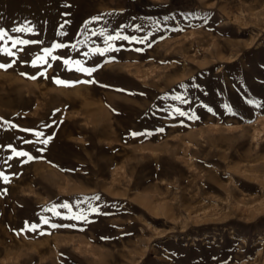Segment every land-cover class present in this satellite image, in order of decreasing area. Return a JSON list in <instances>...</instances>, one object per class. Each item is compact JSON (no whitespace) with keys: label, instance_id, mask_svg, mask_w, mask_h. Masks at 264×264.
<instances>
[{"label":"rangeland","instance_id":"1","mask_svg":"<svg viewBox=\"0 0 264 264\" xmlns=\"http://www.w3.org/2000/svg\"><path fill=\"white\" fill-rule=\"evenodd\" d=\"M0 28L41 42L0 69V264H264V0H0Z\"/></svg>","mask_w":264,"mask_h":264},{"label":"snow or ice","instance_id":"2","mask_svg":"<svg viewBox=\"0 0 264 264\" xmlns=\"http://www.w3.org/2000/svg\"><path fill=\"white\" fill-rule=\"evenodd\" d=\"M65 15H69V13H65ZM189 15H192V14H189ZM94 20L96 21H99L100 17H95L93 18ZM65 23H69L68 21H65ZM88 23H91V21L87 22L84 27L85 29H87L88 27ZM31 25V22H27V24L25 25H22V26H18V27H15L13 29H11L12 32H16V33H21V32H28V33H32L33 32V27L30 26ZM61 28L64 27V25H60ZM137 31H139L140 29L137 28L136 29ZM182 30V29H181ZM58 34H61V33H58ZM93 35H96L95 32H93ZM101 36H103L104 38V42L105 44L108 45V49H114V45H112L111 43H109L110 41H114V40H118V39H123V40H127L129 42H138V43H145L146 42V39L147 38H144V39H139L135 36H127V35H120V33L118 32L116 35H105L103 31H101L100 33ZM5 37H7V40H5ZM0 42H3V44L6 46L9 42H11V48L8 49V51L5 53L7 56L9 57H13V60H12V63H9V64H3V63H0V69H4V70H7L8 68L12 67V65L15 63V60L17 58L16 56V53L19 52V51H23V47H19V46H25V45H28V44H33V43H41L40 41H27V40H23V39H13L12 36L9 35L8 31L5 30L4 28H0ZM63 47H66V45H63V44H55L53 46V48H63ZM72 48H76V45L73 44L71 45ZM12 49H16V51H13ZM108 49H105V51H107ZM136 51H142V49L140 48H137L135 49ZM0 51H3V48H0ZM44 52V56H40V55H37L31 62V65L33 67H43L44 65H48V67H50L51 65L49 64L48 62V59L46 57H51L52 60H57V59H62L61 57H57V56H52L51 53H52V49H44L43 50ZM101 55L104 54V52H101L100 53ZM85 55H88V53H85ZM63 63L66 65V66H70L72 64H75L77 67L75 68L76 71H81L89 76L92 75L93 72L96 71L95 68H86L83 66V63L80 61V60H75V61H72V60H69V59H63ZM68 70H73L71 67H69ZM45 72H46V69H45ZM45 72H41L40 74L41 75H44ZM21 75H25L27 76L26 73H21ZM29 79H36L37 77L36 76H30L28 77ZM55 82L57 84H60V85H64V86H70L72 84H75V83H98L97 81L95 80H85V81H75V82H69V81H63V80H60V79H55ZM102 87H108L107 85H101ZM196 87H199L198 85ZM118 91H124L123 89H118ZM177 99H180V101L182 103H189V101L184 98V97H177ZM248 103L249 104H255L257 106H264V105H261L258 101L254 100V99H249L248 100ZM225 109L227 112L229 113H232L233 115H236V113L233 112L232 110V107L230 105H224ZM177 114H179L180 116H185L189 119H192L193 117H195L196 119H199V117L195 116V113L192 114V116H188V114L186 112H184L183 110L177 108L174 110ZM208 111H212L211 108L208 109ZM3 124H8L10 126V128H16L18 127L17 125L15 124H11L10 121H3V118H0V125H3ZM24 131H30L32 132L37 138L43 136V133L42 132H37V131H34V130H31V129H24ZM160 132H163L164 129L161 128L159 129ZM131 136L133 137H136V136H140V135H145V133H139V132H131L130 133ZM52 139L51 136H48L46 138H44L43 140H41L40 142L43 143L44 145H47L48 142ZM25 143H30V141H25ZM13 153L16 157H27V160H33V159H36V157H33L31 155H29V153L27 152H23V151H17L15 148H13L11 145H8L7 146ZM44 149H38V151H43ZM27 162V161H25ZM0 179H3L4 182L6 183H9V179L8 177L2 172L0 171ZM6 192V190H5ZM94 200L96 201H99L101 199L100 196H96L93 198ZM54 207H61V208H65V209H69L71 210V206L67 203H64V204H61V205H54ZM92 211H98L97 209H92ZM103 214H107V213H103ZM54 215H57L59 216L60 213L59 212H55ZM76 219H79V217H75ZM42 220H43V223L44 224H49V220L48 219H45L42 217ZM85 220V223L89 222L87 221V218L85 217L84 218ZM50 227L52 228H58V227H63L64 225H57V224H50L49 225ZM25 227L28 228V230L30 231H36L38 230V225L36 224H32V225H28L27 222L25 224ZM103 239H107V238H103Z\"/></svg>","mask_w":264,"mask_h":264},{"label":"bare ground","instance_id":"3","mask_svg":"<svg viewBox=\"0 0 264 264\" xmlns=\"http://www.w3.org/2000/svg\"><path fill=\"white\" fill-rule=\"evenodd\" d=\"M6 2V1H5ZM12 5V4H11ZM11 27V26H10ZM8 30V29H7ZM14 34V33H13ZM16 35V34H15Z\"/></svg>","mask_w":264,"mask_h":264}]
</instances>
